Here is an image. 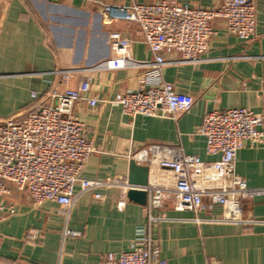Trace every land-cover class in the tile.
Returning <instances> with one entry per match:
<instances>
[{
	"label": "crops",
	"instance_id": "crops-1",
	"mask_svg": "<svg viewBox=\"0 0 264 264\" xmlns=\"http://www.w3.org/2000/svg\"><path fill=\"white\" fill-rule=\"evenodd\" d=\"M156 1L160 0H0V120L38 104L55 103L54 92L89 79L88 96L98 101L90 105L81 100L73 108L86 123L87 136L97 149L82 178L128 176L132 159L128 155L151 143L179 144L204 161L218 159L219 153L206 152L205 136L195 131L210 110L248 107L261 111L264 0H255L257 30L251 39H239L228 32L224 19L215 18L216 33L202 62H173L162 69V78L178 92L194 97L191 109L174 117L139 115L132 119L123 114L117 99L147 79L148 69L90 67L111 57L113 33L130 40L134 59H152L139 26L108 17L104 6L115 9ZM169 1L214 9L223 0ZM166 57L179 60L181 54L173 51ZM67 72L71 75L66 81L63 75ZM235 172L249 186L264 185V143L239 149ZM9 186L8 199L18 211L0 217V264H99L107 252L128 250L137 226L146 221L144 205L130 200L122 186L82 191L77 183L68 215L50 200L34 207L26 192ZM96 192L100 198L94 196ZM121 198L125 205L119 208ZM242 212L248 222L222 220L219 205L195 213L178 211L167 203L157 212L159 220L154 224L162 256L168 264H207L210 257L222 264H264V196L244 201ZM65 229L81 234L65 235Z\"/></svg>",
	"mask_w": 264,
	"mask_h": 264
},
{
	"label": "built area",
	"instance_id": "built-area-1",
	"mask_svg": "<svg viewBox=\"0 0 264 264\" xmlns=\"http://www.w3.org/2000/svg\"><path fill=\"white\" fill-rule=\"evenodd\" d=\"M107 16L136 23L142 39L153 58L136 60L129 52L130 40L113 33L111 57L97 63L96 69H148L135 89H127L117 99L123 114L135 119L139 115L176 116L191 109L194 97L180 93L175 85L162 78V69L173 62L197 64L202 62L209 41L216 33L215 18L225 20L229 33L241 40L251 39L257 30L255 0H223L214 9L196 7L190 3L160 0L133 2L120 7L104 6ZM116 10V11H114ZM116 12V14H113ZM179 52L181 59L171 60L166 53ZM89 68V69H90ZM71 73H64L69 80ZM89 79L76 87L54 92L55 103L21 112L0 120V217L16 214L18 207L9 201L10 184L29 195L34 207L50 200L62 206L68 215L76 196L77 183L81 190L102 186H122L147 192L144 205L146 221L137 226L129 249L104 254L99 264H168L162 256L154 224L157 212L167 203L178 211L195 213L222 207L221 219L248 222L243 217V203L264 196V185L249 186L235 172L239 149L264 143V103L261 111L248 107L207 111L196 133L205 136L208 154H220L218 159L204 161L199 155L187 153L179 144L151 143L128 155L148 167L146 185H133L128 176L106 179H84L82 171L97 150L87 136V125L73 112L74 105L87 101L95 105L96 96H88ZM37 100L38 95L33 93ZM264 96V91H263ZM96 198L101 194L96 192ZM125 199L118 201V207ZM65 235L79 236L77 230L65 229ZM207 264H222L210 257Z\"/></svg>",
	"mask_w": 264,
	"mask_h": 264
},
{
	"label": "water",
	"instance_id": "water-1",
	"mask_svg": "<svg viewBox=\"0 0 264 264\" xmlns=\"http://www.w3.org/2000/svg\"><path fill=\"white\" fill-rule=\"evenodd\" d=\"M128 181L133 185H146L148 182V167L137 163L131 159L128 173ZM130 200L145 205L147 201V192L143 189L130 188L127 191Z\"/></svg>",
	"mask_w": 264,
	"mask_h": 264
}]
</instances>
